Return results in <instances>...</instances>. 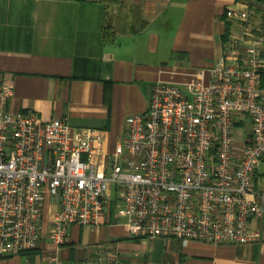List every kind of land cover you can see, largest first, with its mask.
<instances>
[{"label": "built area", "instance_id": "obj_1", "mask_svg": "<svg viewBox=\"0 0 264 264\" xmlns=\"http://www.w3.org/2000/svg\"><path fill=\"white\" fill-rule=\"evenodd\" d=\"M224 17L232 28L219 60L184 84L154 83L112 151L99 130L0 109V258L38 247L45 212L56 247L71 225L98 226L112 196L132 238L258 241L250 225L264 220L253 180L264 160V24L247 1ZM11 94L0 86L2 104ZM117 260L105 243L85 264Z\"/></svg>", "mask_w": 264, "mask_h": 264}, {"label": "crops", "instance_id": "obj_2", "mask_svg": "<svg viewBox=\"0 0 264 264\" xmlns=\"http://www.w3.org/2000/svg\"><path fill=\"white\" fill-rule=\"evenodd\" d=\"M239 1L253 2L256 22L264 24V0H0V86L12 87L0 109L99 130L112 151L127 117L146 111L154 83L184 84L219 60L232 28L225 11ZM261 166L264 160L253 180L264 193ZM116 210L112 196L98 226L71 225L59 247L47 238L45 212L38 247L0 264H52L55 255L85 264L105 243L114 244L116 264H264V220L251 222L255 243L183 245L130 237Z\"/></svg>", "mask_w": 264, "mask_h": 264}, {"label": "trees", "instance_id": "obj_3", "mask_svg": "<svg viewBox=\"0 0 264 264\" xmlns=\"http://www.w3.org/2000/svg\"><path fill=\"white\" fill-rule=\"evenodd\" d=\"M78 1H84V0H78ZM260 2H261V1H260ZM261 3L264 5L263 2H261ZM104 35H105V39H106V41L111 42V40H112V38H113V33H112V31H111L110 28H106V29L104 30ZM26 253H28V252H26ZM26 253H23V254H26ZM23 254H21V255H23Z\"/></svg>", "mask_w": 264, "mask_h": 264}, {"label": "rangeland", "instance_id": "obj_4", "mask_svg": "<svg viewBox=\"0 0 264 264\" xmlns=\"http://www.w3.org/2000/svg\"><path fill=\"white\" fill-rule=\"evenodd\" d=\"M248 2H249V1H248ZM250 3H252L253 6L255 5V4H253V2H250ZM254 7H255V6H254ZM238 131H239L238 129L235 130V136H236V134H237ZM260 172H264V166H261V167H260Z\"/></svg>", "mask_w": 264, "mask_h": 264}]
</instances>
